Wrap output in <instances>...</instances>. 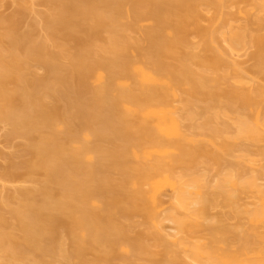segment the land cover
Returning <instances> with one entry per match:
<instances>
[{
    "label": "rangeland",
    "instance_id": "rangeland-1",
    "mask_svg": "<svg viewBox=\"0 0 264 264\" xmlns=\"http://www.w3.org/2000/svg\"><path fill=\"white\" fill-rule=\"evenodd\" d=\"M89 1L96 6L97 12L108 11L113 8V6L110 8L103 7L104 5L96 0H88V3ZM121 1L120 15H117L115 22L107 21L106 24L104 23L102 27L99 26L100 28L94 32L93 29L97 25L93 18L94 14L91 13L83 23L84 31L79 28L80 30L72 32L74 35H68L66 34L68 31L65 33L62 27L57 26L58 23H55L56 25L52 23L56 19L55 15L57 13L55 12L60 9L58 6L62 5L60 0H0V18L5 20L13 19L12 21L16 22L0 21V48L2 53H7L9 49L14 50L17 57L19 56L25 62L20 71L25 80L33 77L39 79L35 80L34 78V81L31 80L32 84L25 86V81H22L24 84L21 82V85L17 80H14V82L12 79L8 80L10 78H7V81H4L5 84H2L4 88L0 86V95H2L0 96V102H2L4 95L15 96L13 91L16 94L19 92L20 95L25 91V93H29V96H31V93H34L32 94L34 96H42L51 112L54 109V105L73 108L80 100L91 102L93 97L88 91L90 89L96 90L103 86V82L107 79L106 69H98L93 74L88 81L89 90H85L80 86H72L71 83L65 85L59 77L64 74V70L67 71L72 58L79 51H85L92 60H103L108 57L99 51L100 47L103 44L107 45L109 33L111 34L110 30L118 28L120 31L119 36H121L119 38L122 39V41L119 39V42H124L125 45L126 42L128 43L126 45L128 47L123 53H126L133 63V67L155 73L156 77L161 79L162 83L156 85L155 88L166 94L169 102L167 108L172 110V114L177 118L181 130L186 136L192 138V141H187L188 139H184L175 132L160 131L157 128L156 121L153 118H145L142 113L140 118L149 121L159 136L163 140L168 141V144L164 146L145 144L147 134L131 128V136L130 138L127 137L129 140L121 138L116 141L118 144L123 145L127 144V141L130 143L129 163L125 164L126 166H107L110 164V153L108 151L93 152V147H91L97 144L101 147L109 145V142L104 137L102 139L96 133L98 128L103 129L105 126L101 120L103 116L101 117L99 113L97 114L100 118L95 123L90 122L89 124L81 125L79 121H74L72 128L64 121V116L61 117V114L53 111L54 113L51 114L48 122L43 123L40 120L36 124L34 131V127L32 128L31 133L29 132L31 128L28 129V127L14 133L12 131L14 129L13 126L7 123L4 117L0 116V118L2 117L0 119V207L3 210L7 209L6 205L8 204L16 205L21 202L23 199L20 195L21 190L27 193L38 189L42 190V188L49 191L55 189V195L59 197L63 192H71L68 191L70 187H68V190L62 189L59 192L60 187L58 188L54 183L49 182L51 179L48 180L45 173L46 166L43 165L46 160L41 161L43 164L41 163L40 168L35 167L31 171H27L22 166L20 167L23 161L25 164L29 163H26V160L32 161L33 166L34 159L32 160L31 154L28 153L30 152L29 148L27 152V147L30 144L38 142L42 144L40 141L44 139L46 141L47 138L52 136L59 144L64 145L65 154H68L66 157L71 156L75 152L83 154L84 151L82 152L81 150H85V147H91V151H87L90 148L83 155H79L81 156V163L86 169L100 162L102 169L107 170L108 177L115 181L118 180L121 173L130 171L132 179L130 178L131 180H129L127 187L129 191H127L132 193L138 189L142 190L144 202L149 208H152L150 196L153 194L157 206L155 209L152 208L153 215L151 214L149 218L140 212L142 211L140 208H138L140 211L134 209L135 213L131 211L130 214H126L124 213L127 211L124 210L126 209L123 205L124 202H121L122 204L119 203V205L109 206L107 197L103 196L104 198H102L95 193L96 191L94 192L95 195L91 191V198L88 201L89 208L109 214L112 219L114 218L115 221L113 220L110 233L114 234L116 232L117 236L114 239H117V242L114 240L111 245L102 240L87 246L80 242L89 232L83 224H73L74 222H79L80 205L82 203V200L80 201L76 197L75 199L73 198L74 208L71 209L70 217L67 218L64 213V215L60 214V217L66 221L55 223L50 229V233H47V235L52 236V241L35 239L33 244L27 246L29 248L25 247L24 254L20 259L7 258L14 264H32V262L36 264L38 254L36 250H38V247L42 248L41 250L51 247L49 249L51 251L47 250L41 255L43 264H60L61 262L65 264H218L210 261L208 257L196 258L192 250L195 249L196 245L205 247L206 249L204 250H242L248 240L257 242L259 246L257 249L264 250V238L258 239L257 237L264 230L261 227L254 228L242 213L238 214L237 211H234L233 205L236 203L231 208L224 203L223 199H220V197L218 199V195H216L218 204H216L214 209H211L212 217L215 216L216 220L212 219L210 221L208 219V221L206 219L203 223H200V225L207 224L209 226V229H205L199 226V221L192 218L190 212L182 207L178 200L180 180L193 179L199 176H205L211 187L220 183L230 173L241 174L243 179H248L253 173H257L259 182L264 185V139L249 140L240 137L236 125L239 115L234 112L237 110L240 113H245L250 116L251 122L254 121L259 113L261 120H264V74L260 71L257 65L258 62L253 58L257 48L248 41L245 47L234 51L231 50L223 38V33L230 29L236 31L245 30L249 36L263 35L264 11H260L256 6L263 0H216L215 5L210 4L209 0H194L198 14L194 18H189L188 21L187 18L183 17L184 7L171 6L169 10L167 9L163 17L166 20L164 19V23L160 26L164 37L173 42V47H177L176 50L185 54L188 53L189 56H186L185 62L188 61L191 69L196 74L207 73L209 75L200 84L204 89L201 90L200 88L193 93L190 90L191 86L187 78L182 77L179 81H176L172 76V73L174 75L175 72L173 70L170 72L171 69L180 70L183 61L182 54L176 55L173 51L174 53H163L158 57L154 55L162 64L169 66L167 69L170 73L168 70L163 73L155 72L156 69L152 60H150L152 58H147L151 54L147 51H152V48L148 44L146 33L157 28L158 22L149 13H143L142 8L133 4L132 0ZM143 1L151 3L156 0ZM136 7L138 8L136 9ZM52 17H55V19ZM46 18L53 20L48 22ZM180 20L186 21L181 24L182 30L180 31V28L177 31L175 26L179 24ZM257 20L260 23H257ZM194 23L214 32L212 39L210 38L211 40H209V51L203 47L202 36L194 28ZM85 28H87L86 31L93 28L92 33L96 34L93 35L86 32ZM179 31L180 34H183L182 42H177L178 40L174 39ZM24 33H28L30 45H33L32 43L45 44L47 52L34 50L36 55L34 52L30 58H26L20 48L18 50L15 49L20 44L18 41L20 40L19 36ZM51 53L53 55H50ZM211 53H215L220 61L216 62V64L208 65L206 64L207 61L206 63L204 61L205 59L209 60ZM55 54L56 57H53ZM261 55L264 61V49L261 51ZM234 71H237V73ZM99 74L104 76L103 81L97 79ZM44 78H47V80L49 78L50 81L44 82ZM52 78H55L56 81H52ZM23 85L25 88L22 87ZM140 86L138 75L133 71L131 77L119 78L118 84L108 94L110 97H116L124 89H133L136 93L138 92L137 87L140 88ZM26 87L28 88L26 89ZM230 87L235 88L238 92H241V90L251 91L254 88H262L263 91L257 96L256 102L249 106L247 105L246 108H243L245 107L244 105L230 108L227 103V92ZM52 90H57V92L52 94ZM200 91H204V93ZM11 92L13 93L12 95ZM25 95L23 94L24 97H28V95ZM193 102L195 103L194 106L190 105ZM1 105L3 104L0 103ZM126 106H129V104H126ZM126 112V109L122 110L123 114H127ZM216 126H219L224 132L222 139L216 140L210 134L209 130L216 128ZM70 127L72 128L70 134L72 138L68 139L66 133ZM136 144L140 148H136ZM37 160L35 161L38 163L39 161ZM156 161L159 163V174L153 180V182H157L154 188L152 183L140 181L135 170L141 165H151ZM82 165L80 164L81 167ZM35 166H38V164ZM55 177L53 179L56 181L57 178ZM89 180L88 182L92 181L91 179ZM93 182L95 183V179ZM97 184L99 185V183ZM97 184H90L93 191L94 186H98ZM63 188L66 189V187ZM74 192L72 190L70 194L73 196ZM203 193H207V196L212 197L210 189H204ZM9 194L12 196L11 199H8ZM78 196H80V193ZM244 196L243 194L242 200L237 203L239 205L236 204V206L240 207H238V210L243 209L245 206H252V204L248 203V197L244 198ZM251 199L250 201H252ZM142 202H140V205ZM77 204L80 205L78 206ZM68 211L70 210L68 209ZM8 214L7 212L5 213L8 225L7 227L0 226V234L2 230L7 234H11L13 245L18 246V244L24 243L25 236L17 227H14V220ZM173 217L178 221L186 222L189 229L187 227L186 229L179 228ZM116 223L118 224V230L123 226V228L126 227L127 235L130 233L128 236L125 235L127 238H123L122 236L124 235L119 233L117 227H115ZM134 234L137 236H134ZM130 235H133L134 238L138 237L136 243L141 245L142 248H139L136 244L132 245L131 241H128ZM131 245L135 247L133 248ZM136 247L141 252L137 251L138 248ZM76 248H81L82 254H74L72 251L76 250ZM143 250H145L144 253H142ZM134 251L137 252L136 255ZM63 252L64 254H69L66 255L68 257L65 260L61 256ZM104 253L106 258L103 256ZM7 258L5 259L8 260ZM97 258H100L101 261L97 260ZM0 260L2 261V258ZM4 263L7 264V261Z\"/></svg>",
    "mask_w": 264,
    "mask_h": 264
},
{
    "label": "bare ground",
    "instance_id": "bare-ground-1",
    "mask_svg": "<svg viewBox=\"0 0 264 264\" xmlns=\"http://www.w3.org/2000/svg\"><path fill=\"white\" fill-rule=\"evenodd\" d=\"M96 1L104 5L103 7L110 8L111 6H113V8L108 11L97 12L95 8L96 6L90 1L88 3V0L87 1L60 0L62 5L58 6L60 7V9H57V12H55L57 13V15H55L56 19L55 17H52L55 19V20L52 19L53 21L51 19H47V18L46 19L48 20V22L52 21L53 24L58 23L57 26L62 27L65 30V31L63 30V32L66 33V31H68L66 34L74 35V33L72 32L77 31L79 28L84 31L83 23L86 20V18L91 13H93L94 14L93 18L95 19V23L97 25V26L95 25L96 28L94 29L90 28L87 31H86L87 28H85L86 32L93 34L92 33L93 30L94 32H96L97 31L96 29L102 27V25H104V23L106 24L107 21H112V23L115 22V18L117 17V15L118 14L120 15L121 4H122L121 0H96ZM132 1L133 4L142 8L143 13L145 12L149 13L150 15L155 17V19L158 22L157 28L151 30L150 32L148 31L146 33L148 44L152 48V51L150 50L147 51L149 54L151 53L150 57L149 55L146 56L147 58H152L150 60H152V63L156 69L155 72L158 73L167 72L168 70L167 68L169 67L164 63L162 64L159 59H156V57H158L163 53L171 54L175 52L176 55L182 54V59H183L182 66H180L181 67L180 70L171 69L170 72L172 70L175 72L174 75L172 73V76L176 81H179L180 78L182 77L187 78L188 82L190 83L191 86L190 90L192 93L198 91V89L200 88L201 90H203L204 88H202L200 84H202V82L209 75L207 73L196 74L191 69L188 61L185 62L186 56H189L188 53L185 54L179 50H176L177 47L176 46H175L176 48L173 47L174 46L173 42L169 41L164 37L162 30L160 28L161 24L164 23L163 21L165 19L163 18L164 13L167 12V9L169 10V7L171 6L184 7L185 12L183 17H185V19L187 18V21L189 20V18L191 19L197 16L198 10L194 0H156V1H152L151 3L150 2L145 3L143 0H132ZM209 2L212 5L216 4V0H209ZM256 6L260 11H264V0L256 4ZM138 7H136V9ZM93 10H95L96 13H94L95 11ZM12 20L13 19L5 20L4 18H0V21H4L8 23L10 22L16 23L15 21ZM185 21L186 20H180L178 22L179 24L175 26L176 27L175 29L178 31L181 28L180 29L181 31L182 30L181 24L184 23ZM257 23H260L259 20H257ZM194 28L202 36L203 47L206 48L207 51H209L210 50V48L208 49L209 40L212 39L213 37L212 34L214 32L212 30H207L206 28L204 29L195 23H194ZM110 31L111 34L109 33L108 36L109 41L106 42L107 45L103 44L99 50L102 54L108 57H106L103 60H92L90 59V55L87 54L85 51L82 52L79 51L76 54V56L72 58V62L70 63L67 71L64 70V74H61L59 77V79L65 85L71 83L72 86L75 87L80 86L85 90H89L88 81L93 76V74L98 69H102V68L106 69L107 79H105V81L103 82L104 83L103 86H101L99 89L96 90L90 89L88 91V93L92 94L93 97L92 101L87 102L84 100H80L75 106H73V108L72 107L65 108L64 106L54 105V109L52 108L53 110L51 112V109L47 107V105L44 102V98H42V96L32 95L34 93H31V96H29V93L27 94L25 93V91L22 92L20 95L19 92L18 94H16L13 91L15 96L12 95L13 93L11 92L12 96L4 95V97H2V102L0 103H2L3 105H1L2 107L0 106V116L4 117L7 123H10L13 126L14 129L12 131H14V133L19 132L20 129L23 130L25 127L26 128L28 127V129L31 128L29 130V132L31 133L32 128L34 127L33 128L34 131L36 128V124L39 123L40 120H41L40 122L43 123L48 122L49 117L51 116L52 113H54L53 111H55L57 114H61V117L64 116V121L67 123L68 126L70 125L72 128H73L72 123L74 121H79L81 125L89 124L90 122L95 123L100 118V116L97 114L99 113L101 117L103 116L101 120L103 122L102 124H104L105 126L103 129L98 128L96 130L97 131L96 133L100 138L103 139L104 137V139L109 142V143L107 142L109 145L107 147H101L99 146V144H97L98 146L97 145L91 146L93 147V150L91 147H90L91 149L85 147V150H81V151L82 152L84 151V153L86 152L87 149H90L87 151L92 150L93 152L108 151V153H110L109 155L111 156H109L110 162L108 161L110 164H108L107 166H112V165L126 166L129 163L128 154L130 152V148H129L130 143H128L127 141V144L123 145V144H118L116 141L121 138L123 139L126 138L125 140L130 138L131 128H135L138 132H145L147 134L145 139L146 140L145 144H150L152 146H164L168 144V141L163 140L159 136V134L154 130L153 126L149 121L140 118L142 113L145 118H153L156 121L157 128L160 131L169 132V133L175 132L184 139H188L187 141H190L192 139L184 134V132L180 128L177 118L172 114V110L167 108L169 106V102L166 94L163 91L155 88L156 85H160L162 83L161 79H158L155 73L147 72L142 68L133 67L132 65L133 63L130 61L126 53L125 54L123 53L126 51V47H128L126 45L128 43L126 42L125 45L124 42L121 43L119 42L121 36H119L120 31L118 28L117 29L113 28V30ZM180 31L178 32L179 34L177 33L174 38L176 39V41L178 40L177 42H182L183 39L182 38L183 34L182 33L180 34ZM24 34L19 36L20 40L18 41L20 44H18L19 45V46L17 45L18 48L16 47L15 49L18 50L20 48L21 52L23 53V55H25L26 58H30L35 51L47 52V47H45L46 46L45 44L32 43L33 45H30L29 43L30 39L28 33H24ZM223 38L228 43L231 50L234 51L239 50L241 47H245L248 41H250L253 45H255V47L257 48V52L253 54V58H255V60L258 62L257 65L260 71L264 74V61L261 55V51L264 49V34L249 36L248 32L245 30L236 31L230 29L227 32L223 33ZM120 40L122 41V39ZM50 55H53V53H51ZM87 55H89L88 56L89 58L87 57ZM154 55H156V57ZM211 55L209 60L206 59L205 61L203 60L205 63L207 61L206 64L213 65L216 64V62L220 61L219 57L216 56L215 53H211ZM53 57H56V54ZM23 63L25 62L19 56L17 57L16 53H14V50L12 51L9 49L7 53H2V50L0 48V86L3 87V85L5 84L4 81L5 80L7 81V78H10L8 80L12 79V81L17 80L19 83L25 81L24 82L25 84L22 82L25 86H28V84L30 83L32 84L34 78L35 80L38 79L36 77H33L32 79L25 80V78L22 76L20 72L21 68H23L24 66ZM25 68H27V66H25ZM133 71L137 73L141 85L140 88L137 87L138 92L135 93V90L133 89H127V90L124 89L123 91L118 93L119 94L118 96L110 97L108 93L110 92L111 89L115 87L116 84H118V79L124 77H131L133 75ZM234 72L237 73V71ZM97 79L103 81L104 76L102 74H99ZM43 81L44 82L50 81V79L48 78L47 80V78L46 79L44 78ZM52 81H56V79L52 78ZM24 85L22 87L25 88ZM27 88L28 87H26V89ZM262 91H263L262 88H254L251 91L241 90V92H238L235 88L230 87L229 91L227 92L228 94L227 103L230 108H234L237 105H241V106L244 105L245 107L243 108H246L247 105L249 106L250 104L256 102L257 96H259L262 93ZM53 92L55 94L57 90L56 91L52 90V94ZM200 92L204 93V91H200ZM23 94L28 95V97L26 95H25L26 97H24ZM49 95L51 94L49 93ZM21 96L23 97L21 98ZM126 104H129V106H126ZM194 104H195L194 102L190 103V105L192 106H194ZM123 109H126L127 114L122 113ZM234 112L238 113L239 115V118L236 120V125L238 127V132L240 137H244L249 140L264 139V120L263 121L261 120L259 113L257 114L254 121L251 122L252 120H250V116L246 115L245 113H240L237 110H235ZM71 127L69 128V130L70 129L71 130L70 131L68 130V132L66 133V137H68V139L72 138V135H70L72 131ZM209 131L210 134L214 138H216V140L222 139L224 132L219 126H216V128L210 129ZM42 141H40V143L42 144H39L38 142V143L30 144L27 147V149L28 148L30 149V152H28L29 149L27 150V152L31 154L32 160L34 159L33 166L31 163L32 161L30 162L29 160H26V163L27 162L29 163L25 164V162L23 161V163L21 162L23 165L21 164L20 167L22 166L27 171H31L32 168L35 167L40 168L41 163L43 164V162L41 161L46 160L44 161L45 163L43 164L46 166V169L44 168L45 166L41 168L45 169V173L47 175L48 180L51 179V181L49 182H51L52 184L54 183L56 186H58V188L60 187L58 190L59 192H61L60 190L62 189L68 190V187H70L71 189V190L69 189L68 191L71 192L69 193L63 192L59 197L55 195L56 193L55 189L49 191V190H45V188H42V190L38 189L36 191L27 192V193L26 191L21 190L20 195L24 199V200L22 199L23 201L21 200V202L16 205H9V204L6 205L7 206L6 210H3L0 207V226L7 227L8 220L6 219L5 216V213L7 212L10 214V217H12L14 220V224H13L14 227H17L21 232H23L25 236L24 243L22 242V244H24L25 246L24 245L21 246L22 244L20 245L18 244V246H14L13 245L14 242H12L11 234H7L6 232H3L4 230H2L3 234L2 232L0 234V254H1L0 259L2 258V261L0 260V262L2 263L0 264H5L4 262L6 261L7 264H12V263L14 264V262H10L9 259L11 258H15L14 260L20 259V257H22L24 254L23 251L25 247L33 244L35 239L36 240L44 239V241L46 240L52 241L53 240L52 236L47 235V233H50V229H52V226H54L55 223L66 221L65 219L60 217V214L62 215L64 213L67 218L70 217L71 214L70 212L72 211L71 209L74 208L73 198L75 199L76 197H78L80 201L82 200V203L81 205L79 204L80 205L79 222L78 223L74 222L73 224H77V225L83 224V226L89 232L90 236L89 234L85 235L86 237L80 241L82 244H85L86 246L102 240L111 245L114 243V240L115 242H117L116 241L117 239H114L117 236L116 232L114 233L115 235L113 233H110V231L112 230L110 228L112 227L114 218L112 219L111 215L109 214L107 215L100 211L92 210L89 208L88 201L91 198L90 194L92 192L94 195L95 193H97L102 198H104L103 196L107 197V199L109 200L107 204L109 206L116 204L119 205V203L124 202L123 205L124 207H126V209L124 210H127L124 213L126 214H130L131 211L135 213L137 210H139L138 208H140V210L142 211L140 210L139 211L142 214L144 213V216H147L149 218L151 217V214L153 215L152 208L155 209L157 207L155 202V197L153 194L150 196L152 208H149L148 205H146V203L144 202V193L142 190L138 189L132 193L128 192L129 190L127 187L130 182L129 180L132 179L131 178L132 174H130L131 173L130 171L129 172L124 171L123 173H121L120 177L116 181L111 180V178H109L107 175L106 172L107 170L102 169L100 162L86 169L85 167H83L80 160L81 156L79 155H81L82 153L79 154L75 152L71 156L66 157L68 154H65L66 149L64 145L59 144L56 141V139L53 138V136L47 138L46 141L45 139ZM212 143L214 144V142ZM137 145L138 144H136V148H140L138 147L139 145L138 146ZM140 146L142 147V145ZM97 154L99 155V153ZM35 160L39 161L40 163L39 162L37 163ZM35 162L38 164V166H35L37 165ZM30 163L31 165H29ZM80 164L82 165V167L80 166ZM158 166L159 163L157 161L153 162L151 165H146V164L141 165L139 166V168L135 170L137 171L136 175H138L140 181L144 183L150 182L152 183V186L155 188L157 182H153V180L159 174ZM10 175H12V173H10ZM54 176H56L55 178H57L56 181L55 179H53ZM89 179H91L92 181L88 182ZM94 179L96 184L99 183V185L97 184L99 187L95 185L93 191V189H91L92 186L90 184L93 185L95 184L93 182ZM63 187H66V189ZM179 188L180 190H179L178 200L180 205L186 208L190 212V216L192 218L199 221L198 224L202 228L204 227L205 229L207 228L209 229V226H207V224L200 225V223H203V221H205L206 219L207 220L210 219V221H212V219L216 220L215 216L212 217L211 209H214L216 207V204H218L216 200L218 201L219 197L220 199H223L226 205L232 208L233 204L235 203L237 204L242 200V195L244 194L245 195L244 198L245 197L246 198L248 197L250 199L252 198L251 199L252 201H250V199L247 198L248 203L252 204V206L251 207L245 206L243 209L238 210L239 206H236L235 204L233 205L234 211H237L238 214L242 213V215H244L249 220V222L254 228L261 227L264 230V185H262L259 182V176L257 173H253L248 179H243L241 174L239 175L235 173H230L226 175L224 179L220 181V183H218L217 185L216 184L212 185L211 187L205 176H199L187 180L182 179L179 182ZM204 189L206 190L210 189L212 192V197L207 196L208 195L207 193L204 194L203 193ZM72 190L75 191L73 196L72 194H70L72 193ZM78 191L81 197L78 196L79 194ZM216 195H218L217 196L218 199H216ZM11 198L12 196L11 194H9L8 199ZM140 202H142L141 205ZM67 208L70 211H68ZM134 209H136V211ZM173 220L177 222L179 228L186 229L187 227L186 222L178 221L174 217ZM117 225L118 224L116 223L115 227H117L118 230ZM123 227L118 231L119 233L124 235L122 237L125 238L126 237L125 235H127V230H125L126 227L125 228ZM187 229L189 228L187 227ZM135 235L136 234H134V236ZM134 236L130 235V238L131 237L133 238L130 239L128 237V241H131L132 245L136 244L140 248L141 245H138L136 243L138 237L134 238ZM257 237L258 239L264 238V232L258 234ZM89 240L92 242H90ZM257 247H259L257 245V242L248 240L245 247L242 250H216V249L204 250L206 249L205 247L201 245L200 246L196 245L195 249L192 250V253L196 258L208 257L210 261H213L214 263L216 262L218 264H264V256H263L264 250L257 249ZM81 248H76V250H73L72 252L76 255H80L82 254L81 253L82 250H80ZM139 248L137 251L141 252ZM41 249L42 248L38 247V250H36L38 252L36 258V264H43L41 255H43L45 251L51 249V247H47L46 249L44 248V250ZM64 252L62 253L63 255L61 256L65 260L68 257L66 255L69 254L68 253L64 254ZM134 252L136 255L137 252L136 251ZM144 252L145 250L142 251V253ZM105 253L103 256H105ZM5 258H7L8 260H6ZM104 258H106V256ZM98 259L99 261H101L100 258H97V260ZM62 263L63 262H61L60 264Z\"/></svg>",
    "mask_w": 264,
    "mask_h": 264
}]
</instances>
